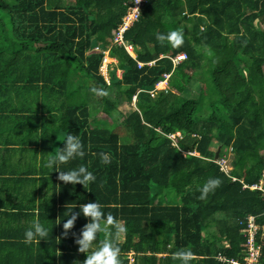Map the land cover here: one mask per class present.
<instances>
[{
	"label": "trees",
	"instance_id": "obj_1",
	"mask_svg": "<svg viewBox=\"0 0 264 264\" xmlns=\"http://www.w3.org/2000/svg\"><path fill=\"white\" fill-rule=\"evenodd\" d=\"M126 1L0 0L1 166L11 165L18 140L44 158L58 157L69 134L84 145L83 157L53 168L59 175L83 165L96 180L85 188L59 180L51 199L63 207L47 238L60 254L55 247L48 264H83L75 240L88 218L79 216L67 236L63 219L68 204L78 212L95 200L125 228L122 264H179L177 251H191V264L243 260L241 221L254 215L258 241L264 233V190L250 187L263 180L264 189V0H145L125 33L135 56L112 42ZM173 30L181 45L157 40ZM106 51L117 60L110 83L100 70ZM179 54L186 56L175 63ZM166 79L169 89H157ZM92 83L107 92L94 94V109ZM124 103L130 109L121 110ZM101 111L120 113L126 133L94 117ZM219 148L220 159L234 155L230 172L215 161ZM212 178L219 186L201 199ZM106 236L98 234L97 247Z\"/></svg>",
	"mask_w": 264,
	"mask_h": 264
},
{
	"label": "crops",
	"instance_id": "obj_2",
	"mask_svg": "<svg viewBox=\"0 0 264 264\" xmlns=\"http://www.w3.org/2000/svg\"><path fill=\"white\" fill-rule=\"evenodd\" d=\"M110 58L114 59L110 64L111 72L114 66L116 67L117 60L111 56ZM116 70L120 76L122 70L118 68ZM157 89H159L158 86ZM11 145L13 144L7 146L11 148ZM15 145L16 150L13 149L11 159H9L11 160L10 166L5 164H2L3 167L1 166V159L5 155L0 154V259L1 262H7L20 257H30L36 260L48 259L45 261L47 263L42 260L43 264H48V261L54 257L55 247L56 257L59 256L60 246L49 245L47 237V240L37 239L32 243H25L24 232L34 220H38L45 227L54 221L56 224L58 223L60 214L54 211L61 209L63 203L53 202V198L51 199L53 193L58 190V175L53 173V169L49 170L43 167V162L51 155L44 158L41 153L34 152L32 147H35L36 144L18 140ZM55 153L53 151L52 154ZM215 159L223 170L230 172L231 160H228L227 155L225 158L220 159L218 156ZM222 161L226 163L225 169L222 166ZM262 182L263 180L259 184L250 185V187L264 190ZM247 186L249 184L244 183V187ZM241 233L243 234L242 230ZM56 238L60 242V235H57ZM44 243L46 244L44 245ZM77 246L79 245L77 244ZM218 257L224 256L219 255Z\"/></svg>",
	"mask_w": 264,
	"mask_h": 264
},
{
	"label": "clouds",
	"instance_id": "obj_3",
	"mask_svg": "<svg viewBox=\"0 0 264 264\" xmlns=\"http://www.w3.org/2000/svg\"><path fill=\"white\" fill-rule=\"evenodd\" d=\"M156 38L161 42L167 40L173 46H179L183 43V35L176 30L170 31L167 34L157 33ZM90 91L97 96L107 94L105 90L95 87L91 88ZM84 155V145L81 140L77 136L69 134L58 157L47 158L43 162V167L59 169L62 163L74 160L77 157H83ZM99 156L105 164L110 162L107 154L100 153ZM55 171L59 172L58 179L64 182V184H82L85 188L86 184L95 182L96 180V176L83 165L69 171ZM219 184V178L209 179L200 189V198L203 199ZM66 207L68 215L65 217L66 219H63L65 220L63 223L64 236H67L69 231L73 229L79 216L83 215V217L88 218V222L82 227L79 236L75 240V243L79 245L78 251L86 254L83 264H122L120 258L121 249L118 246V241L125 232V228L121 223L111 213H105L102 205L96 200L94 202L80 203L78 205V212L73 211L77 207V204L70 210L69 204ZM101 232L108 234V236L97 247L95 242L98 239V234ZM47 236L48 228L38 220H34L31 226L24 232V242L32 243L37 239L40 241L47 240ZM192 256L191 251H177L173 254V260H178L179 264H191Z\"/></svg>",
	"mask_w": 264,
	"mask_h": 264
},
{
	"label": "built area",
	"instance_id": "obj_4",
	"mask_svg": "<svg viewBox=\"0 0 264 264\" xmlns=\"http://www.w3.org/2000/svg\"><path fill=\"white\" fill-rule=\"evenodd\" d=\"M145 0H128L125 2L127 6L126 13L122 17L121 23L118 25L116 29L113 31V43H117L123 45L128 52L133 54V44L125 40L126 31L132 27L135 22H137L141 15V9ZM99 49V48H96ZM185 54H179L175 58L174 61H179L184 58ZM114 59L110 58L108 51H106L105 56L103 58L102 64L100 66V70L102 74L105 76V79L108 83H110V64L113 63ZM152 63V62H149ZM168 78L170 76L169 73L165 74ZM164 81H167L164 80ZM162 82V81H161ZM222 166L225 169L226 163L222 161ZM241 224L244 226L242 232L246 237L245 241V254L243 260L238 259H230L229 261L232 264H260L261 256H262V246L264 244V233H262L261 241H258V233L260 230V226L256 222V217L254 215L249 216L246 220L241 221ZM134 256L131 255V263L133 262ZM223 261H226L225 257H221Z\"/></svg>",
	"mask_w": 264,
	"mask_h": 264
},
{
	"label": "rangeland",
	"instance_id": "obj_5",
	"mask_svg": "<svg viewBox=\"0 0 264 264\" xmlns=\"http://www.w3.org/2000/svg\"><path fill=\"white\" fill-rule=\"evenodd\" d=\"M94 51H99V49H94ZM263 68H264V66H263ZM200 76H201V74L199 75V77ZM202 76H204V74H202ZM194 77H196V76H194ZM166 82L167 81L160 82L159 85H158L159 89H165V90L169 89L168 82L167 83ZM92 85H93V87H95L93 83H92ZM191 91H192L191 94L193 95L194 89L193 90L191 89ZM86 92L88 94V99H89V102H90V105H91L92 109L98 108L99 107V101L95 97L94 93L91 92L90 89H86ZM133 106L135 107V101L133 102ZM120 109L123 110V111H126V110L130 109V106L127 103H124L123 105H121ZM94 117H96V118L100 117L101 119H106L107 122H108V125L114 126V128L121 135L126 133L124 127L121 126V124L119 125V123H118V122H120V117H121L120 113L113 112L112 114H107V113L101 111V112H95ZM116 122H117V125H115ZM226 154L228 156V160L230 159L232 161V159L234 157L233 153L232 152H228ZM228 168L230 169V167H228ZM168 199H170V201H172L173 197L172 196L170 198L168 197Z\"/></svg>",
	"mask_w": 264,
	"mask_h": 264
},
{
	"label": "water",
	"instance_id": "obj_6",
	"mask_svg": "<svg viewBox=\"0 0 264 264\" xmlns=\"http://www.w3.org/2000/svg\"><path fill=\"white\" fill-rule=\"evenodd\" d=\"M219 151H220V148H219V150L217 151V153H216V158H218V156H219Z\"/></svg>",
	"mask_w": 264,
	"mask_h": 264
}]
</instances>
